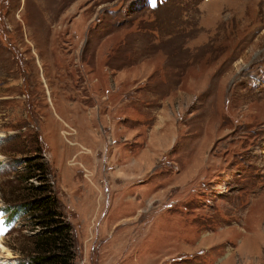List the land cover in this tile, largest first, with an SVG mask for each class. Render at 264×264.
Returning <instances> with one entry per match:
<instances>
[{
	"label": "rangeland",
	"instance_id": "1",
	"mask_svg": "<svg viewBox=\"0 0 264 264\" xmlns=\"http://www.w3.org/2000/svg\"><path fill=\"white\" fill-rule=\"evenodd\" d=\"M29 160L76 264H264V0H0V264Z\"/></svg>",
	"mask_w": 264,
	"mask_h": 264
},
{
	"label": "trees",
	"instance_id": "2",
	"mask_svg": "<svg viewBox=\"0 0 264 264\" xmlns=\"http://www.w3.org/2000/svg\"><path fill=\"white\" fill-rule=\"evenodd\" d=\"M31 161L28 162L33 167V173H26L22 180L29 182L30 178L41 176L43 183L36 186L29 183L24 189L26 196L10 206L7 219L11 221L17 215H23L28 216L31 222L30 230L35 232L29 240L30 246L26 248L30 253L27 264H76L78 250L72 226L44 184L45 166Z\"/></svg>",
	"mask_w": 264,
	"mask_h": 264
},
{
	"label": "bare ground",
	"instance_id": "3",
	"mask_svg": "<svg viewBox=\"0 0 264 264\" xmlns=\"http://www.w3.org/2000/svg\"><path fill=\"white\" fill-rule=\"evenodd\" d=\"M2 251H5V248H3L2 240H1V238H0V252H2Z\"/></svg>",
	"mask_w": 264,
	"mask_h": 264
}]
</instances>
